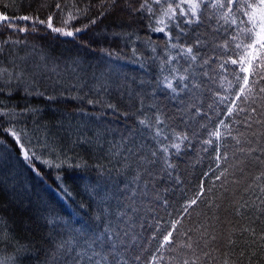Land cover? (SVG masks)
<instances>
[{"label":"trees","instance_id":"trees-1","mask_svg":"<svg viewBox=\"0 0 264 264\" xmlns=\"http://www.w3.org/2000/svg\"><path fill=\"white\" fill-rule=\"evenodd\" d=\"M141 2L105 0L102 8L101 0H0V14L30 17L20 26L0 28V69H7L0 77V149L19 156L53 188L48 194L43 183L27 178L36 200L31 207L0 182L4 264H183L185 259L264 264V177L257 179L264 172V93L259 92L264 79L225 64L236 58L231 47H223L236 28L205 6L208 0L198 22L187 23L195 18L178 11L164 32L154 31L161 26L158 6L153 4L150 13L139 8ZM69 12L78 18L64 30L83 29L75 36L38 22L52 16V24L63 27ZM173 44L192 47L197 59ZM101 58L120 64L121 73L96 79L104 73ZM43 62L53 64L50 72L36 74L34 65ZM23 74L29 84L15 83ZM237 74L251 81L246 101L237 99L244 85ZM180 76L187 79L181 82ZM165 77L176 93L166 87ZM75 112L90 124L77 122ZM95 115L101 120L93 124ZM157 116L163 126L155 124ZM157 127L164 129L161 137L155 136ZM216 130L224 133L221 139L210 135ZM174 133L187 139L179 152L169 148L166 163L160 141L169 144L164 136ZM210 139L211 145L205 143ZM23 141L31 146L25 149L30 160L24 159ZM55 174H61L62 183ZM116 218L122 222L114 226ZM68 226L82 231L68 233ZM168 231L175 244L160 249ZM189 242L193 250L182 246ZM58 244L64 245L63 255Z\"/></svg>","mask_w":264,"mask_h":264},{"label":"snow or ice","instance_id":"snow-or-ice-1","mask_svg":"<svg viewBox=\"0 0 264 264\" xmlns=\"http://www.w3.org/2000/svg\"><path fill=\"white\" fill-rule=\"evenodd\" d=\"M111 3H115V0H109ZM105 4V0H101V7L103 8ZM153 4H155L157 7L156 11L160 12V16L158 20L156 21L157 24L161 25L160 27H156L154 31L157 32H164L165 29L168 27L169 22H174L176 19L177 12L179 11L181 16H190L193 19H188L187 23H193L198 22L199 20V13L201 11L202 5H205V0H179V2H169V0H142V2L139 5L140 9L146 10L150 13L154 12ZM183 5H187V8L185 9ZM205 6H210L214 10L219 11V19L223 21L224 24L232 26L235 25L236 33L231 38V43L225 42L223 47L229 48L231 47L233 49L234 55L236 58H231L229 61H225V64L231 63L233 65H238L239 72L240 73H249L251 77H257L259 76L260 79H264V0H208V4ZM57 9H60L63 11L62 5L60 3H57L55 5ZM75 7V5H73ZM131 7V5H130ZM77 11H80L77 9ZM237 13H239V16H237ZM72 12H69L66 18L62 20L63 27H55L52 24V16H49L47 21L44 20H38L40 24H47V27L51 29L53 32L59 33L61 35L65 36H75L76 33H79L83 31L81 28H75L74 30L65 31L64 29L67 28L71 22L74 19H77ZM21 20L28 21L30 20L29 16H22L19 17ZM38 19V18H36ZM10 18L6 15L0 16V22H9ZM92 23H95V20L91 21ZM10 27H15V25H12L9 23ZM178 26V25H177ZM87 27V25L85 26ZM20 31H26V28H20ZM35 30V29H34ZM7 42V41H6ZM173 48L180 47L181 52L186 55L190 60L195 61L197 59L196 55L193 54L192 47H181L177 44L172 45ZM207 63V61H205ZM223 68L224 65H221ZM175 71V69H173ZM7 72V69H0V77L4 75V73ZM9 78L11 79V74L9 73ZM19 78V77H17ZM186 76H180L179 80L183 82L186 80ZM237 81L243 80L244 85L239 88L240 95L237 97V99H243L247 100L252 91L253 88L250 86V79L249 76H243L236 75ZM166 87L170 89L173 93L177 92L176 86L172 83L171 80L168 79V77H165ZM184 87H187V84L184 85ZM260 93H264V87L259 88ZM264 99V97H262ZM238 111L242 112L244 111L243 108H239L237 106ZM252 111H255V109H252ZM233 109L229 108L228 113L229 115H232ZM264 115V114H262ZM259 122V121H258ZM147 121L141 120L140 124L147 125ZM225 129H228V125L224 124L223 121L220 122ZM156 125H164V121L160 119L159 116L155 119ZM251 127V125H249ZM164 129L163 127H157L155 131L156 137H161L163 135ZM230 134V133H229ZM13 136L16 135V133H12ZM210 135L215 136L217 139H221L224 133L220 132L219 130H216L212 132ZM164 139L168 140L171 139L172 142L169 144H163V141H160L162 146L160 147L159 151L164 154L163 158L165 159V162L167 163V154L169 152V148H174L179 152L181 148V144L184 140L187 139V136L182 133H174L173 137L164 136ZM237 144L240 143V140H236ZM205 143L211 145L213 141L207 140ZM240 151H245L244 148H241ZM248 151H255V149H249ZM25 160L32 159L31 156H29V153L25 151L23 153ZM153 157L156 156V152H153L151 154ZM225 158L224 157H217ZM154 161L149 160L148 163H153ZM171 166V165H169ZM223 175V173H221ZM261 177H264V172H261L260 177H257V179H260ZM219 178V177H218ZM261 191H264V188L261 189ZM199 195H197L196 199H193L190 202L189 207L191 205H194L197 203V200L199 199ZM187 208H185V211L187 212ZM2 219V218H0ZM174 224H179L180 221H174ZM176 229L174 228L173 231ZM173 231H168L166 235L163 237V241L160 244V249H164L166 245H173L175 244V239L173 237ZM191 231V229L189 230ZM5 237L0 236V241H2ZM191 239V238H190ZM212 240H216L217 238L215 236L211 237ZM193 243L189 242L184 245L183 247L188 248L189 250H193ZM231 243V241H230ZM209 241H204V247H208ZM197 247H199V244H196ZM57 251L60 255H63V252L60 251L61 249H64L63 244H58ZM159 250V249H158ZM66 251V250H65ZM203 251V250H201ZM95 254V253H94ZM205 255H208L207 253H204ZM80 254L77 253V256ZM193 255H195V252L193 251ZM82 258V257H81ZM164 257L161 255L159 259H163ZM89 260H91V257H88ZM139 259V257H137ZM153 259H157L156 257H153ZM199 257H197V260ZM53 260H56V254L53 255ZM0 264H4L3 261H0ZM75 264H79V260L75 262ZM96 264H99L97 261ZM183 264H197L196 260H189L185 259L183 260ZM227 264V262H225Z\"/></svg>","mask_w":264,"mask_h":264},{"label":"rangeland","instance_id":"rangeland-1","mask_svg":"<svg viewBox=\"0 0 264 264\" xmlns=\"http://www.w3.org/2000/svg\"><path fill=\"white\" fill-rule=\"evenodd\" d=\"M0 16H3V15L0 14ZM23 21L24 20H21V19L18 18V19H10L9 22H0V28L1 27L11 28L9 26V23L12 24V25H15V26H20L21 24H23ZM41 61H43V59ZM99 61H101V63L103 64V68L102 69L104 70V73L101 71V73L99 75H95L96 79L101 80L100 77L102 76V74H103V76L105 74H108V75L112 76L110 73H112L114 75H118L119 73H121V70L119 69V68H121L120 64H118V63H116V62H114V61H112V60H110L108 58H101V59H99ZM59 63H61V62H59ZM52 66H53V64H51V66H50V63H45L44 64V62H43V64H38L37 63V66L34 65V69H35L36 74H38V72L39 73L42 72L41 70H43L45 72H50V69L52 68ZM69 66H67V69H70L72 67V66L71 67H69ZM90 72H91V74H95V73H92V71H90ZM27 75L28 74H25V75L23 74L21 77L18 76L19 78L17 79V81H15V83L18 82L20 84L22 82H25L26 84H29V83L26 82V81H28V80H26L28 78L27 77L25 78V76H27ZM105 77L108 78V76H106V75H105ZM98 84H96V85L94 84L93 86L94 87L97 86V88H98V86H99ZM103 84L108 85L110 83L108 81H105ZM63 96L64 95H62V94L58 95V97H63ZM68 98H70V97H68ZM71 99L74 100L75 97L71 96ZM79 113L80 112H75V114L77 116L76 117L77 118L76 121L80 122L82 124L83 123L90 124L89 120L87 119L88 117L86 116V119L85 118H81V115ZM83 116H85V115H83ZM95 120L97 122L95 121L93 124L98 123L101 119L96 116ZM85 121H87L88 123H86ZM23 144L26 145V148L24 147V149H23L24 152L26 150H29V148H31V146L29 144H27L25 141H23ZM9 152L10 151H5V150H1L0 149V167H1L0 168V173H2V171H3V175L0 178V182H2V186L4 187V189L6 188L8 193L11 194L12 196H14L15 198H17L18 201L19 200L28 199L29 200V204L28 205L33 207L34 205H36V200L32 197L31 191L28 188L29 186L27 185V178H30V179L34 180L35 183H39V182L43 183L44 190L48 194H51V190L53 188H52L51 185L46 183L45 180H43L41 178V175H40V173L37 170H35V169L33 170V168L27 162H24V164H22L21 161H20V157L19 156H15V155H13V154H11ZM30 152H32L33 156L36 157V156H39V152L40 151L38 149H36V150L32 149V151H30ZM21 156H22V154H21ZM55 177H57V180L60 183H62L61 174H55ZM132 185H134V183H132ZM119 187L124 189V184H120ZM38 190H39V192L41 194L42 193L41 188H38ZM136 194H138V191H136ZM46 205H47V203H46ZM44 217H45V213H43V215H41V218H44ZM47 218L48 217H45V219H47ZM56 220L60 221V219H56ZM121 222H122L121 218L120 219L116 218V220H114L112 222V224H114V226H115L117 224H121ZM49 224H52V223L50 222ZM49 227H51L53 229L55 228L53 226H49ZM71 227L72 226H68V228L66 227L68 233L77 234L78 232L82 231V230H80V231L77 232L76 228L72 227L73 228L72 229ZM81 228L84 229L83 227H81Z\"/></svg>","mask_w":264,"mask_h":264},{"label":"bare ground","instance_id":"bare-ground-1","mask_svg":"<svg viewBox=\"0 0 264 264\" xmlns=\"http://www.w3.org/2000/svg\"><path fill=\"white\" fill-rule=\"evenodd\" d=\"M12 60V59H11ZM4 63V62H3ZM1 64L2 63H0V66H1ZM12 67V66H11ZM10 67V68H11ZM21 68V67H20ZM11 70V69H10ZM15 70V69H14ZM16 76H18V75H16ZM28 76V75H27ZM29 77V76H28ZM26 78V77H25ZM27 80V79H26ZM13 84H14V81H13ZM26 86V85H25ZM32 86V85H31ZM18 87V86H17ZM13 88V86H11V89ZM10 89V88H9ZM14 89V88H13ZM24 89V88H23ZM19 90H20V87H19ZM29 91V90H28ZM12 94H13V92H12ZM15 94V93H14ZM65 95H66V93H65ZM68 97V96H67ZM17 98V97H16ZM68 99V98H67ZM69 103V102H68ZM25 104H26V102H25ZM72 104V103H71ZM27 105V104H26ZM71 106V105H70ZM18 107V106H17ZM73 109V108H72ZM18 111V110H17ZM69 116V115H68ZM18 144V143H17Z\"/></svg>","mask_w":264,"mask_h":264}]
</instances>
